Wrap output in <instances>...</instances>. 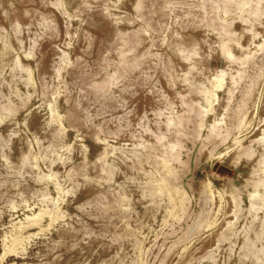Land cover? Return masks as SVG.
<instances>
[{"label": "rangeland", "instance_id": "374dc122", "mask_svg": "<svg viewBox=\"0 0 264 264\" xmlns=\"http://www.w3.org/2000/svg\"><path fill=\"white\" fill-rule=\"evenodd\" d=\"M0 264H264V0H0Z\"/></svg>", "mask_w": 264, "mask_h": 264}]
</instances>
